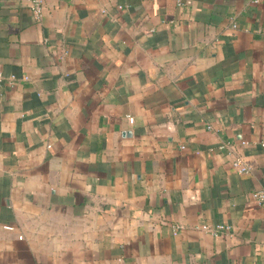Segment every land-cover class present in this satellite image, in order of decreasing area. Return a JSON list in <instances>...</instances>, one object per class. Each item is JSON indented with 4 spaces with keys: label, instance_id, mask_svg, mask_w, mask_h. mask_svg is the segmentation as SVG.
<instances>
[{
    "label": "crops",
    "instance_id": "crops-1",
    "mask_svg": "<svg viewBox=\"0 0 264 264\" xmlns=\"http://www.w3.org/2000/svg\"><path fill=\"white\" fill-rule=\"evenodd\" d=\"M0 70V264L264 262V0H0Z\"/></svg>",
    "mask_w": 264,
    "mask_h": 264
},
{
    "label": "built area",
    "instance_id": "built-area-1",
    "mask_svg": "<svg viewBox=\"0 0 264 264\" xmlns=\"http://www.w3.org/2000/svg\"><path fill=\"white\" fill-rule=\"evenodd\" d=\"M178 4H183L184 0H177ZM255 2H258L260 0H254ZM28 4L30 8L32 9L34 16L37 19H40L42 15L44 14V5L45 0H28ZM121 6V5H120ZM23 79H28V75H23ZM8 79L10 83H14L16 80L21 79L20 76L17 74H11L9 76H6L2 70H0V80ZM130 120H133V116H129ZM229 141H222L220 144V147H224L227 145ZM243 143H246V141H243ZM233 166L236 169V171L243 173L248 172L250 170V165L248 162L244 159V157L240 154H237L233 160ZM252 198L259 204H264V189H257L253 190L251 193ZM7 228H13L11 225H7ZM184 227V224L182 223H175L173 225L174 232L176 233L180 228ZM204 230L210 231L215 235H220L223 232H227L231 229V225L224 223V222H218V223H204L200 225ZM264 264V262L262 263Z\"/></svg>",
    "mask_w": 264,
    "mask_h": 264
}]
</instances>
